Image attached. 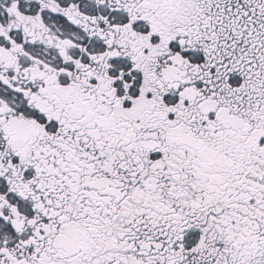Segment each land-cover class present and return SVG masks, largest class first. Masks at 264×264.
Segmentation results:
<instances>
[{"label": "snow or ice", "instance_id": "obj_1", "mask_svg": "<svg viewBox=\"0 0 264 264\" xmlns=\"http://www.w3.org/2000/svg\"><path fill=\"white\" fill-rule=\"evenodd\" d=\"M0 264H264V0H0Z\"/></svg>", "mask_w": 264, "mask_h": 264}]
</instances>
